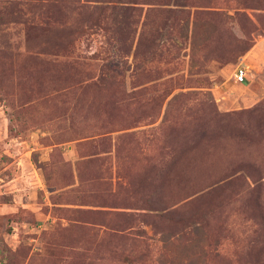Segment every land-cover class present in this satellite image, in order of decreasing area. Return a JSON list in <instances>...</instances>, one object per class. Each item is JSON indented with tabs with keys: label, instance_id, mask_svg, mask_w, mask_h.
<instances>
[{
	"label": "rangeland",
	"instance_id": "1",
	"mask_svg": "<svg viewBox=\"0 0 264 264\" xmlns=\"http://www.w3.org/2000/svg\"><path fill=\"white\" fill-rule=\"evenodd\" d=\"M258 197L264 0H0V264H264Z\"/></svg>",
	"mask_w": 264,
	"mask_h": 264
},
{
	"label": "built area",
	"instance_id": "2",
	"mask_svg": "<svg viewBox=\"0 0 264 264\" xmlns=\"http://www.w3.org/2000/svg\"><path fill=\"white\" fill-rule=\"evenodd\" d=\"M248 69L243 66H238L235 71L236 82L239 84H244L247 80Z\"/></svg>",
	"mask_w": 264,
	"mask_h": 264
},
{
	"label": "trees",
	"instance_id": "3",
	"mask_svg": "<svg viewBox=\"0 0 264 264\" xmlns=\"http://www.w3.org/2000/svg\"><path fill=\"white\" fill-rule=\"evenodd\" d=\"M126 10L129 11V10H131V8H127ZM259 198L260 197H258V204L257 205H258V208H260L258 211H260V213H261V217L260 218L262 219V218H264V213H263V208H262L261 204L259 203L260 202ZM164 242L166 244L168 242V240H164Z\"/></svg>",
	"mask_w": 264,
	"mask_h": 264
}]
</instances>
